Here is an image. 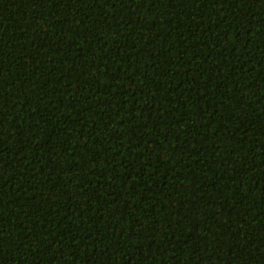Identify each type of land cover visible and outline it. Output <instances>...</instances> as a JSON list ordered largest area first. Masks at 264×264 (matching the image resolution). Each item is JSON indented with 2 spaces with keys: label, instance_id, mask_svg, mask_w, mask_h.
<instances>
[{
  "label": "trees",
  "instance_id": "16d2710c",
  "mask_svg": "<svg viewBox=\"0 0 264 264\" xmlns=\"http://www.w3.org/2000/svg\"><path fill=\"white\" fill-rule=\"evenodd\" d=\"M0 264H264V0H0Z\"/></svg>",
  "mask_w": 264,
  "mask_h": 264
},
{
  "label": "snow or ice",
  "instance_id": "6c2138e0",
  "mask_svg": "<svg viewBox=\"0 0 264 264\" xmlns=\"http://www.w3.org/2000/svg\"><path fill=\"white\" fill-rule=\"evenodd\" d=\"M42 2H43V0H42ZM99 2H100V0H99ZM105 3H107V0H105ZM97 4H99V3H97Z\"/></svg>",
  "mask_w": 264,
  "mask_h": 264
}]
</instances>
